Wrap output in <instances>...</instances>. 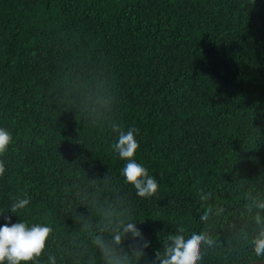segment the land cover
<instances>
[{
    "label": "trees",
    "instance_id": "trees-1",
    "mask_svg": "<svg viewBox=\"0 0 264 264\" xmlns=\"http://www.w3.org/2000/svg\"><path fill=\"white\" fill-rule=\"evenodd\" d=\"M0 128V224L52 229L32 264H159L189 231L197 264L264 261V0H0Z\"/></svg>",
    "mask_w": 264,
    "mask_h": 264
},
{
    "label": "clouds",
    "instance_id": "clouds-1",
    "mask_svg": "<svg viewBox=\"0 0 264 264\" xmlns=\"http://www.w3.org/2000/svg\"><path fill=\"white\" fill-rule=\"evenodd\" d=\"M137 130L130 128L121 131L118 135L114 150L119 159L125 163L121 169L125 182L131 184L139 196H149L157 190L156 179L149 174L148 169L134 159L138 148L136 140ZM12 141L11 133L0 128V153H3ZM0 172L3 167L0 165ZM29 204L26 197H18L11 206V212L15 213ZM207 215L201 213V218ZM6 221L0 224V264H32L44 250L51 227L47 223L28 224L26 221L8 223V216L3 217ZM124 231L139 235L138 230L132 223L124 227ZM170 243L166 244L162 254H157L159 264H197L199 260V248L205 236L198 231H189L183 235H172ZM117 242L119 238H116ZM105 250L104 247L101 248ZM252 251L256 257H264V229L258 232L252 241ZM48 264H55V258L49 256Z\"/></svg>",
    "mask_w": 264,
    "mask_h": 264
},
{
    "label": "water",
    "instance_id": "water-1",
    "mask_svg": "<svg viewBox=\"0 0 264 264\" xmlns=\"http://www.w3.org/2000/svg\"><path fill=\"white\" fill-rule=\"evenodd\" d=\"M250 264H264V261H261V262H254V263H250Z\"/></svg>",
    "mask_w": 264,
    "mask_h": 264
}]
</instances>
